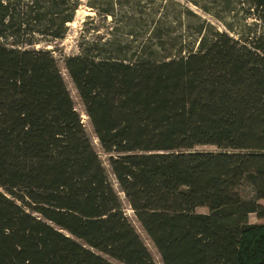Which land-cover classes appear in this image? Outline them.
<instances>
[{"label": "trees", "instance_id": "trees-1", "mask_svg": "<svg viewBox=\"0 0 264 264\" xmlns=\"http://www.w3.org/2000/svg\"><path fill=\"white\" fill-rule=\"evenodd\" d=\"M153 1L87 5L132 26L133 7ZM80 2L0 0V264H155L124 198L164 264H264V222L249 219H264V0L243 1L254 36L252 24L229 27L234 37L185 9L198 44L65 57L118 189L40 47L65 36ZM165 26L149 35L157 50Z\"/></svg>", "mask_w": 264, "mask_h": 264}, {"label": "rangeland", "instance_id": "rangeland-1", "mask_svg": "<svg viewBox=\"0 0 264 264\" xmlns=\"http://www.w3.org/2000/svg\"><path fill=\"white\" fill-rule=\"evenodd\" d=\"M243 1L244 0H154L151 7H133L136 15L133 14V18L130 20L132 26H128L120 14H118L117 19L111 16L106 17L94 8L89 7L87 5L88 0H81L79 8L74 14L73 21L66 24L67 29L65 36L62 39H55L51 42L40 44V47L44 46L45 48L51 49L57 58L66 85L74 100L75 107L81 114L86 131L107 167L109 177L114 182L117 189L116 179L109 165V155L103 151L95 135L78 90L66 69L64 62L65 57L80 54L83 45L92 48L95 45H105L107 43H110L116 48H122L123 52H121V54L130 57L141 42H147L149 45H152L154 56L159 58L166 53H174L173 47L175 44H198V36L196 34V23L199 21L198 17H200V19H205L219 30L227 31L234 37H237V33L229 29V27L234 26L238 31L248 32L249 29L247 25L252 24L253 27L250 29V34L254 36V34L260 30V21L247 12L246 7L243 6ZM160 3L162 4L161 6L167 5L168 7H156L160 5ZM203 7H208L211 11L207 12ZM118 9L119 7L117 10ZM185 9H191V12L193 11L198 17L194 16V14H185ZM214 11L220 15V18L214 15ZM159 22H162L164 26L167 25L162 30V33L165 35L161 41L163 45L162 50H157L158 40L150 39L149 36L152 32V28ZM130 28L134 31L132 32L133 36L130 33ZM186 51L187 50L183 51L182 54H185ZM195 148L197 150L217 149L214 145H198ZM241 193L245 198L253 197L252 186L247 182L243 183ZM122 197L124 198L123 194ZM124 202L127 214L134 223L144 243L147 245L155 264H164L158 249L136 219L133 210L130 208L125 198ZM197 211L208 212V208L205 206L199 207ZM249 219L251 222H264V219H259L253 213L250 214ZM108 258L114 263L121 264L113 258Z\"/></svg>", "mask_w": 264, "mask_h": 264}]
</instances>
